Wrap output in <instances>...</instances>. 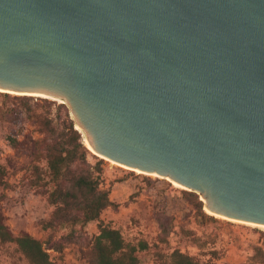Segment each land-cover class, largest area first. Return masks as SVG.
I'll return each instance as SVG.
<instances>
[{"label":"water","instance_id":"95a60500","mask_svg":"<svg viewBox=\"0 0 264 264\" xmlns=\"http://www.w3.org/2000/svg\"><path fill=\"white\" fill-rule=\"evenodd\" d=\"M0 91L65 103L93 154L264 226V0H0Z\"/></svg>","mask_w":264,"mask_h":264},{"label":"rangeland","instance_id":"374dc122","mask_svg":"<svg viewBox=\"0 0 264 264\" xmlns=\"http://www.w3.org/2000/svg\"><path fill=\"white\" fill-rule=\"evenodd\" d=\"M18 104V101H5L0 96V205L14 235L28 232L45 240L52 231L43 227V221L49 219L55 206L47 195L39 192L33 165L38 164L44 177L49 179L45 172L47 165L46 161L34 158V140L40 137L37 124L27 120L16 127L9 121L7 107ZM34 106L38 113L44 110L41 105ZM97 161L93 156L88 158L95 172ZM100 167L101 187L110 189L111 199L119 204L118 208L105 209L100 220L120 229L128 242L147 241L148 248L138 251L141 264H170L175 250L199 262L250 263L256 248H264V227L218 217L201 219L182 192L184 188L168 179L138 171L133 173L106 159ZM48 187L52 189L53 184ZM68 231L62 228L57 234L60 236ZM98 232L99 221H91L84 230L86 240H76L62 252L53 249L49 252L53 259L63 264H90L92 240ZM0 264L30 263L16 243L0 242Z\"/></svg>","mask_w":264,"mask_h":264},{"label":"trees","instance_id":"16d2710c","mask_svg":"<svg viewBox=\"0 0 264 264\" xmlns=\"http://www.w3.org/2000/svg\"><path fill=\"white\" fill-rule=\"evenodd\" d=\"M0 96L5 101L19 102L18 106H8L6 110L13 126L21 127L27 120H33L37 124L36 131L40 137L34 140V158L36 161H46L45 172L49 179L44 177L41 167L34 164L35 184L39 186V192L47 195L50 203L55 206L49 219L43 221V227L52 232L45 240H41L28 232L14 235L5 222L0 205V242L16 243L30 264H63L53 259L49 250L62 252L72 242L86 240V225L98 220L99 232L92 240L90 264H141L138 251L148 248L147 241L128 242L120 229L100 220L105 209L118 208L119 204L111 199L110 189L101 187L100 164L105 159L98 158L86 147L82 133L75 128L68 106L55 100L30 95L0 91ZM34 105H41L44 110L38 113ZM90 156L98 159L96 172L88 162ZM50 184H53L52 189L48 187ZM181 190L195 206L198 217L217 218L205 212L199 194ZM62 228H68L69 231L58 236L57 231ZM162 229L166 230V226L162 225ZM170 264L212 263L199 262L192 256L175 250ZM242 264H264V248L257 247L253 261Z\"/></svg>","mask_w":264,"mask_h":264},{"label":"bare ground","instance_id":"6f19581e","mask_svg":"<svg viewBox=\"0 0 264 264\" xmlns=\"http://www.w3.org/2000/svg\"><path fill=\"white\" fill-rule=\"evenodd\" d=\"M84 141H85V143L88 145V147H90V145H89V143H88V141H87V139H86V137H84ZM106 160H109V159H106ZM109 161H111V160H109ZM112 162H114V161H112ZM114 163H116V162H114ZM119 164V163H118ZM119 165H121V164H119ZM122 166H124V165H122ZM124 167H126V166H124ZM128 168V167H127ZM129 169V168H128ZM136 171H138V170H136ZM139 173H142L141 171H138ZM150 175H155V176H157L158 177V175H156V174H150ZM159 177H161V176H159ZM175 186H177V187H180V188H183L181 185H179L178 183H176V182H174V181H171ZM207 212H209L208 210H207ZM210 213V212H209ZM216 217H218V218H222V217H220V216H216ZM233 221H236V220H233ZM237 222H239V221H237ZM242 223V222H241ZM247 225H252V226H256V227H264V226H258V225H256V224H253V223H246Z\"/></svg>","mask_w":264,"mask_h":264}]
</instances>
